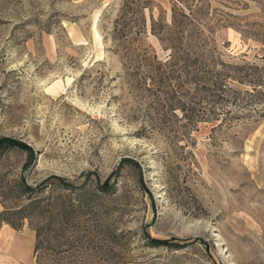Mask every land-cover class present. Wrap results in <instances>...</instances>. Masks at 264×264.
<instances>
[{
  "label": "rangeland",
  "instance_id": "obj_1",
  "mask_svg": "<svg viewBox=\"0 0 264 264\" xmlns=\"http://www.w3.org/2000/svg\"><path fill=\"white\" fill-rule=\"evenodd\" d=\"M123 1L0 0V147L12 139L34 151L26 170L27 153H5L0 178L113 185L110 217L130 231L118 257L130 264H264V95L220 105L201 88L159 91L141 70L127 73L110 40ZM172 5L145 8L137 46L159 59L169 51L151 18L170 23ZM213 6L209 18L232 25L207 21L202 70L264 71V3ZM2 227L0 258H11ZM17 231L25 242L36 235L28 221Z\"/></svg>",
  "mask_w": 264,
  "mask_h": 264
},
{
  "label": "trees",
  "instance_id": "obj_2",
  "mask_svg": "<svg viewBox=\"0 0 264 264\" xmlns=\"http://www.w3.org/2000/svg\"><path fill=\"white\" fill-rule=\"evenodd\" d=\"M234 1L237 0H173L170 23L164 17H152L151 31L164 50L169 51L165 60L149 48L137 46L138 43L143 46L142 35L147 29L145 8L149 0H124L110 32L111 51L121 55L127 73L130 67L141 70L152 78L159 91L163 87L175 90V86L190 85L206 90L220 105L227 102L238 105L242 94L263 96L264 71L256 64H228L223 71L202 70L204 27L207 21L224 19L209 18L213 3L230 7ZM225 16L235 19L230 13ZM226 21L227 26L232 25L231 20ZM231 81L249 86L252 92L233 88ZM181 107L186 110L185 104ZM14 150L27 153L24 170L29 168L34 151L19 140H7L0 147V159ZM117 198L113 185L91 178L79 185L57 176L31 184L24 173L12 178L2 176L0 227L6 224L21 230L28 221L36 233V264H130L126 258L118 257L130 231L119 229L110 217Z\"/></svg>",
  "mask_w": 264,
  "mask_h": 264
},
{
  "label": "crops",
  "instance_id": "obj_3",
  "mask_svg": "<svg viewBox=\"0 0 264 264\" xmlns=\"http://www.w3.org/2000/svg\"><path fill=\"white\" fill-rule=\"evenodd\" d=\"M0 209L2 205L0 204ZM5 236L11 237L6 240L5 246H11L13 256L11 258L2 257L0 258L1 264H28L34 256V237L32 232H29V240L23 241L19 236V231L11 228L9 225L4 224L1 228Z\"/></svg>",
  "mask_w": 264,
  "mask_h": 264
}]
</instances>
